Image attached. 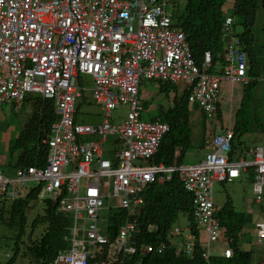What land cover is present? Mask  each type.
<instances>
[{"label":"built area","instance_id":"1","mask_svg":"<svg viewBox=\"0 0 264 264\" xmlns=\"http://www.w3.org/2000/svg\"><path fill=\"white\" fill-rule=\"evenodd\" d=\"M173 27V11L167 0H0V108L8 102L17 105L26 94H34L52 101L58 115L49 137L42 140L49 149L45 166L18 169L12 177L0 173V195L16 200L17 189L35 182V187H40L38 198L50 199L54 195L52 199L58 202L60 211L72 212L74 221L83 219L88 223L81 232L90 246H80L82 242L73 238V248L58 256L53 264H88L89 260L105 255V246L116 249L106 253V262L118 260L115 254L120 255L119 246L130 240L135 229L128 225L111 241L103 232V223L98 225L97 220L103 198L108 197L104 206L107 210L129 209L128 195L141 193L151 184L168 182L172 173H177L189 193L197 230L205 231L207 245L204 244L206 252L202 256L206 259L211 256L209 248L224 238L218 208L212 200L214 183H230L249 169L253 173V201H263V150L255 147L229 162L231 131L210 145L211 153L203 164L165 167L151 161L168 126L158 121H139L137 97L129 99L131 113L121 127L106 121L97 128L76 125L75 103L82 90L76 79L79 72L91 74L92 96L102 103L105 115L126 100L116 97L117 94L135 95L143 78L169 79L174 84L185 82L191 89L190 101L196 102L207 118L216 115L218 82L245 81L246 61L239 58L243 56L235 49L237 41L228 45L223 72L209 75V57L198 68L185 35ZM127 46L133 49L132 58L120 56V49ZM196 77L197 83H192ZM86 134H97L99 144L109 135H120L125 141L127 149L119 155L117 172H111L109 163L99 159V144L84 142ZM248 156L252 159L248 160ZM133 161L147 165L140 163L135 168ZM114 174V180L109 182ZM81 186L86 188L83 196L79 195ZM113 197L118 199L117 203H112ZM254 230L257 242L263 241L264 222H257ZM170 235L169 242L178 253L188 257L194 254L196 241L190 228H173ZM164 248L161 243L123 251L134 253L140 249L141 254H161ZM219 254L230 257L232 253L228 247Z\"/></svg>","mask_w":264,"mask_h":264},{"label":"trees","instance_id":"2","mask_svg":"<svg viewBox=\"0 0 264 264\" xmlns=\"http://www.w3.org/2000/svg\"><path fill=\"white\" fill-rule=\"evenodd\" d=\"M173 25L182 31L186 37V43L193 59L201 68L202 58L205 52H210L215 59L217 54L223 52L222 25L225 22L236 19L241 27L239 34L241 48L246 53L248 61V76L250 82L242 85V97L234 117L224 125L220 111V102L217 101V113L214 120L209 121L211 129L206 127L207 116L200 111L202 127L200 130L198 147L205 149V144L214 135L230 129L233 132L232 148L229 160L239 152L245 153V147L235 144L245 134H251L253 119L250 113V104L254 99V91L262 82V62L260 60L261 46L255 45L256 39L252 32L258 9L257 0H233L232 15H225L224 6L226 0H185L183 11H179L178 3L173 0ZM264 8V1L263 6ZM158 91L166 97L175 92V86L166 82H158ZM221 93V92H220ZM173 99L167 107L159 106L152 121H159L168 126V132L161 140L157 153L151 163L165 167L181 166L187 152L192 149V130L190 126V104L188 103L189 92H181V95L173 93ZM84 95L82 96V98ZM31 102L33 110L18 137L14 141L13 149L20 152L13 163L8 162L4 172L13 173L18 168L43 167L46 163L48 150L41 145V140L47 137L50 128L57 120L54 112V103L43 100L36 96L26 97L25 102ZM143 107H148V102H142ZM138 107V106H137ZM197 108V106H193ZM199 110V109H198ZM76 117V114H75ZM230 117V116H229ZM138 119L141 115L138 112ZM255 120V122H254ZM217 130V133L214 131ZM13 154V153H12ZM249 179L252 180V171L248 169ZM251 182V181H250ZM39 186L31 188L22 198L12 200L5 208L0 205V223L14 230V249L11 257L5 264H15L20 255L28 264H50L59 254L69 251L72 217L59 210L58 203L52 198L41 199L42 214H37L27 226L29 213L34 209V202L39 200ZM143 204L138 208L137 215L127 217L125 210L114 209L109 211L108 223L104 225L105 234L111 241L117 235V230L124 220L136 222V232L127 243V249L141 245L158 246L164 243L165 248L161 254L152 252L141 254L140 249L126 256H119L114 264H253L251 251L242 250L240 240L242 231L250 218L245 213L236 212L232 202L227 198L226 203L219 209L217 216L220 226L224 228V238L231 250L230 257L220 254L211 255L207 259L202 255L205 248L199 244V231L192 219L193 205L189 194L185 192L177 174H172V179L162 184H151L141 193ZM187 216L188 228L196 236L195 250L191 257L178 253L177 248L170 244V233L177 222L178 216ZM245 216L248 218L245 219ZM44 226L39 239H32L37 226ZM25 240V241H22ZM106 249V247H105ZM103 258L90 260L89 264L100 263ZM260 264V263H258Z\"/></svg>","mask_w":264,"mask_h":264},{"label":"rangeland","instance_id":"3","mask_svg":"<svg viewBox=\"0 0 264 264\" xmlns=\"http://www.w3.org/2000/svg\"><path fill=\"white\" fill-rule=\"evenodd\" d=\"M173 0H168V8L174 11ZM178 3L179 11L182 12L185 4V0H175ZM258 1V9L256 13V19L254 26L252 28V32L255 36L256 42L255 45L257 47L261 46V51L264 53V8L263 1ZM232 3L233 0H226L224 11L225 15L230 17L232 15ZM234 19V20H233ZM231 21L235 25V31L237 34L241 33V27L236 23V19L233 18ZM83 80H79L80 85L85 86V91L83 92L84 97L80 98L75 103V123L76 125L82 126H95L99 125L102 122V113L99 109V106L93 101L91 98V94L89 90L91 87V80L89 77L83 76ZM262 82L258 84L254 91V99L250 104V113L253 119L256 120V123L253 124V132L251 134H245L239 138V141H235V144H240L239 147L243 149L244 147L250 148L252 144L257 143L264 150V78L261 77ZM223 87V89H222ZM138 96V112L141 115V119L146 121L150 120V117L155 115L156 110L159 106L167 107L170 105L173 99V93L177 95H181L183 92L182 85L175 86V92H171L167 97L158 91L157 86L154 82L151 81H143L139 88ZM221 94L219 95L220 102V111L222 114L223 124L227 125L229 123V119L234 117V113L237 111L239 107V103L242 97V85L235 84L232 88L223 83L221 85ZM231 96V98L229 97ZM26 97H36L34 94H26L23 98L24 100L17 105L12 102H8L4 104L0 108V173L5 177H12L16 170L23 168H18L14 171V173H6L4 170L8 162L13 163L15 161L16 156L20 152V149H13L14 141L18 137L19 133L30 119L32 114V104L31 102L26 101ZM148 102V107L145 109L142 105V102ZM129 109L127 105H119L116 109H113L109 112L110 118L108 122L111 125H120L122 124L128 113ZM55 112V109H54ZM190 126L192 130V149H190L185 155L183 166H192L198 163L199 161L205 158L207 153L206 149H200L198 147V140L200 135V130L202 127L200 110L190 106ZM56 114V113H55ZM57 118L58 115L56 114ZM230 116V117H229ZM254 120V122H255ZM231 121V119H230ZM206 127L211 129L212 127L209 125V121H206ZM50 133V131H49ZM217 133V130L214 131ZM49 137V134H48ZM46 137V138H48ZM44 139V138H43ZM42 139V140H43ZM114 138L109 137L106 139L105 144L103 145V158L109 159L112 152L117 150V146L113 144L112 140ZM41 140V145L47 148L48 154L49 149L47 145H44ZM13 153V154H12ZM264 153V151H263ZM238 154V153H236ZM46 164V163H45ZM142 166H146L147 164L141 162ZM45 166V165H44ZM43 166V167H44ZM68 172V168L65 169ZM3 173V174H2ZM246 175L241 174V177L237 180H234L232 183H215L213 185V195L212 200L216 208L219 209L226 203L227 198H229L232 202V205L237 212L244 213L242 209H250L251 216L248 219L245 216V219H248L247 225L244 227L242 231V237L240 240V247L242 250L251 251L253 256V264H264V240L261 242H257L256 233L254 230V226L257 223L256 221L264 222V199L261 203H255L251 183L245 177ZM83 181H81V184ZM36 186L35 182L27 183V186L23 189H17V198L19 199L24 197L31 188ZM84 187L81 186L79 190V195L83 194ZM47 195H44L46 197ZM54 198V195L52 196ZM39 200L34 202V209L27 215L29 227L30 222L37 214H42V201ZM117 198H112V203H117ZM57 202V201H56ZM3 203L4 207L7 208L11 204V200L8 198H4L0 196V205ZM58 203V202H57ZM59 205V204H58ZM218 213V212H217ZM248 216V215H247ZM196 226V225H195ZM174 229L187 230L188 228V220L187 216L180 214L178 216L177 222L174 225ZM44 226H37L36 230L33 233L32 239H39ZM197 229V228H196ZM199 231V244L204 248L206 243L205 231ZM14 234L13 229H9L5 224L0 223V264H5L9 258L11 257L14 249V241L12 239ZM184 234L186 232L184 231ZM194 240L196 241V236H194ZM25 241V240H22ZM206 243V244H205ZM205 244V245H204ZM263 244V245H262ZM210 247V246H209ZM225 249H228L227 243L223 240H219L218 243L214 244L209 248L211 255L219 254ZM59 254L56 256H60ZM210 257V256H209ZM53 259L54 261L56 260ZM15 264H28L25 258H21L20 255ZM54 261L50 264H53ZM96 264V263H95Z\"/></svg>","mask_w":264,"mask_h":264},{"label":"bare ground","instance_id":"4","mask_svg":"<svg viewBox=\"0 0 264 264\" xmlns=\"http://www.w3.org/2000/svg\"><path fill=\"white\" fill-rule=\"evenodd\" d=\"M87 1H91V0H87ZM168 1V0H167ZM175 30H177V31H179L180 33L182 32V31H180V29L179 28H177V27H173ZM183 33V32H182ZM222 33H223V37H222V41H223V52H222V54H217L216 55V57H215V59L213 58V56H212V54L210 53V52H205L204 53V55H203V58H202V62H201V68H202V65H203V63H204V59L205 58H208L209 57V59H210V64H209V67H208V70H207V74H209V75H214V76H217L219 73L218 72H223V65H224V60H225V58L227 57V49H228V45L229 44H231V43H233L235 40L237 41V44H235V49L237 50V52H238V54L239 55H242L243 57L241 58V57H239L240 59H242L243 60V62L244 61H246V68H244V78H245V81H228V80H220L219 82H218V84H217V88H216V90H215V95H216V97H217V101H218V99H219V95L221 94L220 92V89H221V85L223 84V83H226V84H228L230 87L231 86H234L235 84H241V85H246V84H248L249 82H250V80H251V78L248 76V61H247V56H246V53L243 51V49L241 48V43H239L240 42V39H238L239 38V34H237L236 33V31H235V25H234V23L232 22V21H229V22H225L223 25H222ZM184 34V33H183ZM239 41V42H238ZM190 50V49H189ZM132 54H133V49L132 48H129L128 46H127V48H122V49H120V56H122L123 58H132ZM192 55V54H191ZM192 58H193V56H192ZM194 60V59H193ZM195 62V61H194ZM197 65V64H196ZM198 66V68H200L199 67V65H197ZM200 68V69H201ZM199 69V70H200ZM219 70H221V71H219ZM83 76H86V77H89L90 78V80H91V87H90V89H87V90H89V92H90V94H91V98L93 99V101L99 106V109H100V111H101V113H102V122L99 124V125H95V126H89V127H92V128H97V127H99V126H101L102 124H103V122L104 121H106L107 123H109L108 122V119L110 118V116H109V112L111 111V110H113V109H116L119 105H127L128 106V109H129V111H128V113H127V115H126V119H125V121L122 123V124H120V125H111L110 123V125L111 126H114V127H121V126H123V124L126 122V121H128V119H129V113H131V108H130V104H131V102L129 101V99H131L132 97H137L136 98V100H137V106H138V93H139V88H140V85H141V83L143 82V81H151V82H166V83H170V84H172L173 86H178V85H182V87H183V90L184 91H187V92H189V97H188V103L191 105V106H197L198 107V109H200V107H199V105L196 103V102H191L190 101V95H191V89L189 88V87H187V85L188 84H186L185 82L184 83H177V84H174L173 82H171L169 79H164V80H162V79H146V78H143V79H141L140 81H139V83H138V86H137V92H136V94L135 95H120V93L119 94H117L116 95V97H121V98H125L126 100L123 102V103H118L114 108H112V109H109L108 111H107V114L105 115V113L103 112V109H102V107H101V105H102V103L101 102H98V101H96L94 98H93V96H92V89H93V78L91 77V74H89V73H77V75H76V79L79 81V80H83L84 78H81V77H83ZM197 78L198 77H196V78H194L193 80H191V82L192 83H197ZM81 87H82V90H81V97L83 96V92L85 91V86H82L81 85ZM216 106H217V104H216ZM214 118H215V116H213V117H211V118H207L206 120L207 121H212V120H214ZM137 119H138V116H137ZM139 121H141V122H147V120L146 121H144V120H141V119H138ZM165 124V123H164ZM229 131H231L230 129H227V130H225V131H223V132H220V133H218V134H216V135H214L209 141H207L206 142V144H205V149H206V151H207V153H206V155H205V158L203 159V160H201V161H199L198 163H196L195 165H192V166H188V167H196V166H198V165H201V164H203L205 161H206V157L211 153V151H210V145L212 146L213 145V143H214V141L218 138V137H221V136H225ZM232 132V131H231ZM232 134H233V132H232ZM166 135V134H165ZM109 137H113V138H115V141L118 143V147H117V150H115V151H113L112 152V154H111V156L109 157V159H106V158H103V145L105 144V141H106V139L107 138H109ZM83 139H84V142L85 143H87V144H91V143H94V144H99V137H98V135L97 134H93V135H91V134H86V135H84L83 136ZM163 139V138H162ZM232 140H233V138H232ZM161 143V142H160ZM160 143H159V146H160ZM100 145V156H99V159H101L102 161H106V162H108L109 163V166H110V170H111V172H117V170H118V168H119V163H120V160H119V155L121 154V152L123 151V150H125V149H127V145L125 144V141L123 140V139H121L120 138V135H109V136H107L105 139H104V141L101 143V144H99ZM159 148V147H158ZM254 149V148H253ZM245 153H247V151L245 152ZM238 154L239 155H242V152H238ZM237 154V155H238ZM244 154V153H243ZM228 161L229 162H234V161H232V160H229L228 159ZM140 163L141 162H139V161H133L131 164H132V167H135V168H137V167H139V165H140ZM181 166H183V165H181ZM178 167H180V166H178ZM14 173V172H13ZM3 174V173H2ZM173 174V173H172ZM177 174V173H176ZM242 174H245V173H242ZM241 177V175L238 177V178H240ZM252 177H253V173H252ZM114 178H115V174H114V176H111L110 178H109V182L110 181H113L114 180ZM178 178V177H177ZM237 178V179H238ZM237 179H235V180H237ZM234 181V180H233ZM232 181V182H233ZM215 183H217V182H215ZM214 183V184H215ZM231 183V182H230ZM250 183H252V180H251V182ZM149 186V185H148ZM147 186V187H148ZM147 187L142 191V192H144L146 189H147ZM184 190H185V188H184ZM212 190H213V187H212ZM85 191H86V188L84 187V190H83V194L81 195V196H83L84 194H85ZM141 192V193H142ZM185 192H187V191H185ZM141 193H139V191H136L133 195H128V197H126L130 202H131V206H129V209H127V208H123L122 207V209H120V210H125L126 211V215H127V217L129 218V217H131V216H133V215H137V210H138V208L143 204V199H142V196H141ZM188 193V192H187ZM189 194V193H188ZM1 197H4V195H0ZM6 198H8V199H10L11 201L14 199V198H9V197H6ZM108 197H106V198H103V200H102V202H103V205H102V209L99 211V213H98V216H97V220H98V225H99V223H103V224H100V225H103V228L105 227L104 225H107V223H108V215H109V211H111V210H114V209H109V210H107L106 208H104V206H105V204H107V199ZM136 203V205L135 206H133V203ZM115 209H118V208H115ZM63 213H65V212H63ZM83 214H85V212H82ZM66 214H69L71 217H72V226H71V228H70V236L67 238V241L70 243V248H69V250H71L72 248H73V238H74V240L75 241H79V242H82V245H80V246H83V247H85V248H87L88 246H90V241H88L87 239H85V237L83 236V233L81 232L82 231V229H84V230H86V228H87V226H88V223L87 222H85L83 219H80V220H76V221H74V216H73V213L71 212V213H66ZM193 214H192V219H193ZM128 225H133L134 226V229H135V232H136V222L135 221H129V220H124L123 222H122V224L120 225V227L118 228V230H117V235H116V237H115V240L119 237V232H120V230L122 229V228H124V227H126V226H128ZM103 232H105V229L103 230ZM134 232V233H135ZM133 233V234H134ZM105 234V233H104ZM107 235V234H106ZM108 236V235H107ZM131 237H133V236H131ZM131 239V238H130ZM130 241V240H129ZM128 241V242H129ZM127 242V243H128ZM127 243L124 245V246H119V248H120V255H122V256H126V255H129V254H131V253H129L128 251H123V249L124 248H126L127 249ZM79 246V247H80ZM105 247H106V249H105ZM104 247V251H105V255H106V253L107 254H109V252H111V251H116V249L114 250L111 246L110 247H107V246H105ZM69 252V251H68ZM67 252V253H68ZM67 253H64V254H67ZM105 255L104 256H98V257H96V258H94V259H100V258H103L104 257V260L103 261H101L100 263H96V264H101V263H104V264H111V263H108V262H106V260H105ZM115 255H117L118 256V258H119V256L120 255H118V254H115ZM94 259H91V260H94ZM90 261V260H89ZM116 262H118V260H116L114 263H116ZM114 263H112V264H114ZM88 264H89V262H88Z\"/></svg>","mask_w":264,"mask_h":264},{"label":"crops","instance_id":"5","mask_svg":"<svg viewBox=\"0 0 264 264\" xmlns=\"http://www.w3.org/2000/svg\"><path fill=\"white\" fill-rule=\"evenodd\" d=\"M263 51H261L260 50V60H261V62H262V72H261V76L260 77H262V78H264V53H262ZM220 54V53H219ZM222 54V53H221ZM81 78H83V77H81ZM155 83V85L157 86V88H158V85H157V83L158 82H154ZM231 88H232V86H231ZM222 89H223V87H222ZM140 90V89H139ZM138 95H139V93H138ZM230 98H231V96H229ZM82 98V97H81ZM142 120V119H141ZM150 120H151V118H150ZM152 121V120H151ZM159 122V121H158ZM113 138V137H112ZM112 142H113V144H115L117 147H118V143L115 141V138L112 140ZM255 147H258V148H261V149H263L260 145H258L257 143H254V144H252V146L250 147V148H247V152H250V150H252L253 148H255ZM205 150V149H204ZM245 151V152H246ZM264 151V150H263ZM239 152V151H238ZM250 159H252V157H250V156H248V160H250ZM244 175H246L245 177L249 180V181H251V179H249V177H248V173L247 174H244ZM239 179V178H238ZM232 183V182H231ZM242 210H244V213L246 214V215H248V216H251V210L250 209H242ZM237 212V211H236ZM242 213V212H241ZM256 222H261V221H256ZM263 245V244H262Z\"/></svg>","mask_w":264,"mask_h":264}]
</instances>
